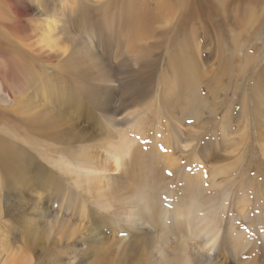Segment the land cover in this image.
<instances>
[{"label":"rangeland","instance_id":"374dc122","mask_svg":"<svg viewBox=\"0 0 264 264\" xmlns=\"http://www.w3.org/2000/svg\"><path fill=\"white\" fill-rule=\"evenodd\" d=\"M141 1L143 0H0V4H4L1 6L6 9L4 14V9L0 7V21L3 19L0 22V110L15 114V105L3 102V97L33 100L36 105L44 107L54 100V93L62 94L79 98L85 109L95 113L100 112L98 107L108 98L119 100L124 103L122 105L118 101L121 109L112 108L107 112L121 122L113 130V142L120 141V130L125 131L142 116L147 119L144 139L138 143L133 140V145L136 148L138 144L149 147L151 144L157 148V153H149L155 158L154 165L162 175L159 176L160 184L167 187L161 192L163 200L160 208L166 214L164 224L171 226L168 224L172 223L173 232H169L166 239L158 240L155 224L147 220L145 223L141 222L140 227L134 228L133 232L125 229L130 226L119 223L115 213L124 212L122 207L128 213V210L138 204L139 194L133 183L137 172L126 174L128 167L124 164L118 172L115 171L116 165L107 172L97 171L117 178L120 183L117 191L121 202L113 205L114 200L108 199L105 201V209L103 205L96 206L91 201L88 202L89 199L86 202L82 200L85 205L75 199L70 200V194H78L79 191L61 183L64 189L62 196L56 198V203L50 209L51 219L56 220L50 226L51 238L58 242L62 237L65 239L64 236L71 231L66 228L69 225L76 227L78 231L80 229L77 231L78 240L82 237L83 240H88L94 234L99 243L93 246L94 251L88 257L89 263L95 259L97 251H102L104 247L116 259L122 258L126 250L119 248V244L129 239L145 238L152 256L137 255V261H130V264H264V104L253 99L256 79L264 72V35L256 37V32H252L248 35V43L247 35L235 38L240 33L238 31L244 11L250 13L254 8L245 5L249 11L244 10V6L238 4L239 0H233V19L227 21L222 16L212 18L213 14L208 13L201 2L196 4L193 0H186L193 2L195 14L186 22L187 25L179 27L177 23L185 9H179L177 5L163 10L158 5L159 0H144L145 7L156 5V9L142 20L146 25L140 27L136 23V17L130 16L135 6L142 5ZM222 2L212 6L221 9ZM263 8L264 2L258 4L256 14L261 15ZM2 14L4 16L1 19ZM256 27L253 26L252 30ZM222 28H226V31L221 30ZM181 30L186 34H182ZM179 43L182 52H187L194 65L200 62V66H195L202 76L201 87L199 85L201 89H198L201 94L198 95L203 100L206 98L209 101L207 105H210H206V112L201 114L202 124L186 116L182 124L176 120L178 116L181 119L179 111L164 110L165 105L180 91L175 72L182 68L174 70L170 61V53ZM254 45H257L258 50L254 49ZM247 47L248 51L245 49ZM186 57L183 55L184 60L189 59ZM227 60L228 64L225 63ZM178 61L182 67L179 57ZM185 62L189 64L190 60ZM261 85V95L264 97V81ZM182 94L189 98L194 96V93L188 91ZM255 98L257 100L256 96ZM62 105L60 109L65 112V117L78 124L86 135L89 124L79 119L68 107L66 109L64 103ZM37 109L39 111L42 108ZM256 112L259 114L256 115ZM103 116L106 115L100 114L98 117L102 122L107 118ZM207 122L210 125L201 126ZM171 124L175 129L171 128ZM105 126L113 128L110 124ZM177 135L182 142H176ZM83 144V147L88 148L90 139H86ZM90 146H94L95 151L100 149L94 144ZM98 157L100 165L105 166L107 160L103 149ZM178 170L187 175L189 180L191 178L200 184L203 202L197 211V220H207V223L199 225L198 232L195 233L197 236L192 241L188 261L180 254L185 232H178L175 225L173 227V223L178 224L180 221L174 214L175 201L183 199L189 205V201L182 196L184 186L174 173ZM100 185L105 200L104 194H111L114 186L104 187V183ZM180 186L183 188H179ZM40 197L42 198L41 194ZM21 202L22 206L27 203L24 209L30 213L28 204H32V199L26 198ZM20 216L19 225L14 231L16 236L14 233L11 235L8 218L4 217L2 220L0 264H19V258L25 255L24 240L28 233H32L34 219L27 214ZM207 226L210 232L206 235L203 230ZM93 228L95 230L92 232ZM166 229L169 228L164 227V231ZM52 242L50 241V246L54 245ZM80 246L85 247L82 244ZM204 246L207 247L206 250L199 251ZM140 253L142 254L141 251ZM13 255H16L18 262ZM78 255L62 254L56 259L62 258L59 264H78ZM31 256L35 263L39 252Z\"/></svg>","mask_w":264,"mask_h":264},{"label":"bare ground","instance_id":"6f19581e","mask_svg":"<svg viewBox=\"0 0 264 264\" xmlns=\"http://www.w3.org/2000/svg\"><path fill=\"white\" fill-rule=\"evenodd\" d=\"M193 1L194 3L201 2L206 8L205 10H208V13L210 12L213 14L212 18H214L215 16H222L226 18L227 21L233 19V0H222L223 2L221 0ZM151 2H154V0H151ZM159 2L160 3H158V5H160L163 10H167L170 6L175 7L177 5H179V9H185V11L181 13L180 19L178 18L179 22L177 23V25H179V27H183L185 26V24L187 25L186 22H188V20H190V18H192V16L195 14V7L192 1L186 2V0H159ZM219 2H222L221 9H216L215 6H212ZM263 2L264 0H239L238 4L241 5V7L244 6V10H248L247 7L254 8V10H251L250 13L244 11L243 20L240 22V31H238L240 33H236V39L241 36L247 35L246 43H248L250 41L248 39V35L252 32H256V37L257 35H264V8L261 11V15L256 14L257 5L262 4ZM1 4L0 7L4 9V6L2 7ZM141 4L142 5H138L137 7L135 6V8L132 10L134 12L130 16V18H132L133 16L136 17V23L140 24V27L146 25L142 22V20H145V18L148 17L152 13V11H154V9H156V5L155 7H145L144 0L141 1ZM245 5L247 7H245ZM5 10L6 9H4V11ZM4 11L3 13L5 14L6 11ZM140 14H142V16H140ZM2 16L4 15H1V19ZM197 16H199V14ZM198 18H200V16ZM253 26H257L255 30H252ZM221 30L226 31V28H222ZM182 32V34L185 33L184 31ZM246 38L244 40H246ZM175 44H177V42ZM245 49L249 50V47ZM254 49L258 50L257 45H254ZM183 55L189 57L187 52H182L180 43L170 53V61L174 70L182 68L179 71L175 72L176 80L178 82V88L180 87V91L176 92V95L174 96L173 100L165 105L164 110L166 112H168L170 109L173 112L179 111L181 114V119L180 116H178L176 117V120L178 119L177 121L180 123L182 122V124L184 123L186 117H192L194 121H197L199 124H202L201 114H203V112L205 111V106L209 104V101L205 100L206 98L203 100L202 96H200L199 98L198 95V93L201 94L198 89L201 87L200 81L202 76L199 75V72L195 68L197 63L194 65V63H192V58L189 57L188 59L186 57V60H190V63L187 64L185 62L186 60H184L183 58ZM9 57L10 56H8V58ZM178 57L183 63L182 67L180 65V61H178ZM225 63L228 64V60L225 61ZM199 64L197 65L200 66ZM263 81L264 72L261 73V75L256 79L257 85L254 87V94L257 97V100L255 96H253V99H255V101L259 104H264V99H261L264 98L261 95V89H263L261 84ZM185 91L194 93V96L190 98L184 97L182 93ZM72 97L54 93V100H51V102L49 101L44 107L36 105L33 100H23L21 99V97V100H18L16 98L13 100L8 97H3V102H8L11 105H15V114L11 115L10 113L8 114L6 111L0 110V173L2 175V179L0 180V227L2 226L3 218H8L7 220L9 222V228H11V235H14V231L16 230L17 225H19V218L21 217L20 214L24 216L25 214H27L30 216L31 219H34V227L31 228L32 233H28L27 237L24 240L23 254L25 255H22V257L19 258V262L16 257L17 254L15 255L16 258L13 255L14 260H17L19 264H59L62 261V258H60V260L57 259L59 256L61 257L62 254H68V256H72L78 255V253L80 252V255H78V264H130V261L131 263L133 261H137V255L149 257L151 255V248L147 246L148 243L145 238H134L133 240L129 239L127 241L125 240L126 242L124 241L123 243L119 240L122 243L119 244V248H122L123 250L125 248L126 250L124 251V253L122 252L123 254L121 253L123 255L122 258L116 259L115 257H113V253L107 250L106 247H104L102 251H97V256L90 263L88 262L90 261L88 257L91 251H94V249L92 248L95 244L99 243V240L95 238L94 234L87 238L88 240H83V237L79 238L80 240H78L77 233L80 231V229L78 231L76 230V227L69 225L66 228L71 231L70 233H67L68 235L66 234L67 236H64L65 239L62 237V240L58 242L54 239L52 240L51 238L50 226L54 224L56 220L51 219L50 209L51 206L56 203V198L62 196V190L64 189L62 188L61 183L64 182L66 186L73 187L75 191H79L78 194L71 193L70 200L75 199L76 201H78V203L83 204L82 200H85L84 202H86V200L89 199V201L87 200L88 202L91 201L96 206L103 205V209H105V201L108 199L114 200L113 205H118L121 202V200L118 199L117 191V189H119L120 183L117 178L108 175H103L101 173H98L97 171L103 170L107 172L110 170V167L116 165L114 166L116 167L115 171L118 172L119 168H122L123 164L124 166L127 165L128 167L125 172L126 174L131 172H137V177L134 178L133 183L136 184L135 190L139 194L137 195L138 204H133L135 206H133L131 210H128V213H126V209H124V207L121 208L124 212L115 213L119 223H123L124 225L130 226L129 228L125 229L129 230L130 232H133L134 228L138 229V227H140L141 222L145 223L146 220L152 222L155 224L154 228L157 230L156 235L158 240L166 239L168 233L173 232V229L171 228L172 223L168 224L171 226H166L164 224L166 214L165 211H161L160 208V205H162L161 202L163 200L161 198L163 195L161 194V192L162 190H166L167 187L160 184L159 176L162 177V175L159 173L158 167L154 165L155 158L149 153V151H155L157 153V148H154L151 144V149H149V145L141 146L140 144H138L136 148L133 145V140H135V143H138L140 142V140L144 139V134H146L147 132V119L142 116L128 128L130 130H120V141L118 143H114L113 130L117 128L116 126L118 125L116 124L121 122H118L114 118V116L108 115L107 112L111 111L112 108L121 109V104L118 105L119 100H115L110 97L103 103L101 101L102 104L98 107L100 111L99 113L101 114V116L106 115L103 117H107L104 122H102L98 118L100 115L99 113H95L90 109H85L83 107V101L79 100V98L74 99ZM193 100L198 101L200 103L194 104ZM119 102L124 105L123 102ZM62 103H64L65 108L68 107V109L74 112L75 115L77 114L79 119L83 121L85 120L89 124V129H87L86 132V135L89 137H86V135H84V133L81 131V127L78 126V124L72 123V119L68 120L65 117V112L63 113V110L61 111L60 109V107L62 108L63 106ZM95 105L97 107V104ZM37 108L42 109L38 111ZM206 110H209V108H206ZM262 111L260 109L261 114ZM255 114L258 115L259 113L256 112ZM262 121L264 122V119ZM106 124H110L113 128H107L105 126ZM204 125L210 124H208L207 122V124L205 123L201 126L206 127ZM171 126L172 129H175L174 125L171 124ZM176 138V142H178L180 140V137L177 135ZM86 139H90L91 144H94L100 149L95 151V147L90 146L91 144L88 146V148L83 147V142H85ZM180 142L182 141L180 140ZM75 147L79 148L76 149ZM102 149L105 152L107 160V164H105V166L100 165V160L98 157V154L99 152H101ZM127 156L128 158H126ZM202 156L204 155L202 154ZM125 158L126 160H124ZM124 161L127 162L125 163ZM174 173L179 176V182H182V185L184 186V190H182L184 191L182 196L189 201V205L185 204L183 202V199H178L176 200L177 202L175 201L174 214L177 218H180V221L176 218L179 221L178 224L173 223V227L175 225V230H177L178 232H185V236H183V248L181 249L180 254L183 255V258L186 257L188 261L190 260V258L188 259L187 255H189L188 253H190L192 241H194L196 239L195 237L197 236V234L195 233L198 232L197 230L199 228V225L201 226L207 223V220H205L204 218V220H197V211L201 208L203 202V200H201L202 189L200 184L194 182V180L192 181L191 178L189 180V177L187 178V175L185 176L180 170ZM104 179H106V181ZM182 179H184L185 181ZM101 183H104V187H109L110 185L114 186V191L111 194H104L105 200H103V194L101 192ZM179 188L183 187L180 186ZM126 189L128 190V186H126ZM1 192H3V194ZM38 192L40 193L38 194ZM40 194L42 195V198L40 197ZM89 196H92L93 198H90ZM26 198L32 199V204H28L30 213L25 210V206L27 203L22 206L21 201ZM169 218H171V216ZM175 221L176 220H174V222ZM5 223H7V221ZM164 227H168L169 229H166L164 231ZM94 230L95 229L93 228L92 232ZM149 230L153 231V229ZM209 232L210 229L207 226V228L203 230V233L207 235L209 234ZM16 235L17 234H15V236ZM1 241L3 240L1 239ZM50 241L54 242L53 246H50ZM152 242L153 244L155 242L154 236ZM62 243L64 244L61 245ZM80 244L85 245V247L80 246ZM206 248V246L201 247L199 248V251L206 250ZM140 251L142 252V254L140 253ZM36 252H39V256L35 257L36 262L33 263L34 259L31 254L35 255Z\"/></svg>","mask_w":264,"mask_h":264},{"label":"crops","instance_id":"0c3cea01","mask_svg":"<svg viewBox=\"0 0 264 264\" xmlns=\"http://www.w3.org/2000/svg\"><path fill=\"white\" fill-rule=\"evenodd\" d=\"M264 128H262V130H263Z\"/></svg>","mask_w":264,"mask_h":264}]
</instances>
